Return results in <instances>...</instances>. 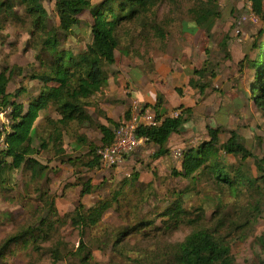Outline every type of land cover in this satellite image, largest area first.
Instances as JSON below:
<instances>
[{
	"label": "trees",
	"instance_id": "1",
	"mask_svg": "<svg viewBox=\"0 0 264 264\" xmlns=\"http://www.w3.org/2000/svg\"><path fill=\"white\" fill-rule=\"evenodd\" d=\"M165 1L174 3L176 0H55L58 25L49 28L43 0H0V24L15 16L17 7H23L32 19V35L39 32L44 36L37 56L40 70L29 76L39 85L37 94L24 87L14 93L8 92L14 72H8L7 69L0 72V109H11L10 130L4 132V146L0 148V189L8 188L13 183V175L20 171L29 174L30 182H35L40 170L43 182L47 184V166L35 156L49 147L61 163L74 161L66 155L65 138L69 134H75L74 128L85 127L92 122L89 109L95 108L97 100L105 95L109 84L107 67L117 62V51L121 44L120 31L125 25L144 19ZM193 1L195 6L189 11L192 23L182 21V27L191 23L195 30L204 29L208 33L219 16L218 4L215 0ZM251 2L255 13L264 20V0ZM85 12L90 14L89 22H83L80 18ZM155 37L162 45L167 44L162 28L157 27ZM252 49L257 55L253 60H248L255 82L249 100H253L262 109L264 117V32ZM205 72L206 69L201 68L195 70L194 74L202 80L206 77ZM200 80H191L189 84L198 86L197 83L202 82ZM201 84L200 91L203 93L207 86ZM23 95L27 97L22 100ZM161 103L159 99L151 106L160 123L155 127H141L137 132L138 136L145 137L149 143L158 146L155 159L169 153L168 143L185 126L188 119L184 118V113L190 111V108L180 105L177 110H182L181 116L172 118L162 110ZM145 108L150 107L146 105ZM99 112L107 123L97 124L101 133L100 142L102 147L110 146L116 129L131 118L132 110H127L118 122L109 118L102 110ZM43 114L45 116L42 121H46L45 128L49 130L47 138L39 136L41 125L38 121ZM221 132V128H209V140L184 148L181 169L174 168L172 174L213 182L222 191L228 192L230 198L245 199V205L237 207L220 198L211 200L212 206H208L207 201L199 206H187L195 195L188 194L191 192L189 190L174 191L172 199L165 200L163 208H155L148 215H139L127 225L108 231L107 247L111 246L116 253L124 256L123 244L130 237L170 235L184 226L191 228V233L184 241L158 254L153 264H236L232 242L230 243L233 235L246 236V230L254 226L264 212V157L256 159L258 175H255L246 163L244 165L248 158L253 157L245 145L246 140L234 130L230 132L228 140L219 145ZM38 137L42 140L40 149L35 147ZM77 141L79 145L88 144L84 136H78ZM88 146L94 156L84 165L90 170L101 168L98 148L91 143ZM228 156L238 158L241 162L229 163L226 161ZM138 179L139 174L131 175L130 180L122 182L110 197L98 201L90 208L79 202L70 216L71 226L80 230L81 235L79 247L70 254L76 260L75 264H100L95 260L92 248L84 241L86 230L100 225L112 210L118 213L131 204L125 186H129V189L134 187V195L143 204L146 203L144 194L147 188H151V183L137 187L135 183ZM105 183L103 181L98 186L102 187ZM94 188L95 184L89 179L83 183L80 196L91 194ZM39 197L54 214L47 191ZM233 207L241 213L237 219L230 215ZM210 211L212 213L209 216ZM59 223V219L42 218L37 225L12 235L0 249V264H6L3 262L8 253L12 256L17 250H41L42 245L53 240ZM258 242L264 251V238L260 237ZM13 246L18 247L16 251L11 250ZM51 252L54 254L51 264H58L60 252ZM262 263L264 264V258Z\"/></svg>",
	"mask_w": 264,
	"mask_h": 264
},
{
	"label": "rangeland",
	"instance_id": "2",
	"mask_svg": "<svg viewBox=\"0 0 264 264\" xmlns=\"http://www.w3.org/2000/svg\"><path fill=\"white\" fill-rule=\"evenodd\" d=\"M215 1L218 4L219 16L214 20V26L208 33L204 29L191 34L182 31V21L192 23L189 11L195 6L193 0H176L174 3L165 1L144 19L124 26L120 31L121 44L118 52L128 48L129 51L141 52L144 57L150 56L153 65L150 62L146 63L145 70L149 77L148 81L157 85L165 81L155 72L159 58L163 57L161 59L163 65H167L172 57L176 59L175 62L183 64L181 66L184 70L181 66L179 68L181 79L177 81V85L183 96L187 97L184 102L191 112L184 113L186 114L184 118L188 121L182 134L175 137L177 140L174 143L180 147L175 150V155L182 148L209 140V128H221L219 145L228 140L231 131L236 130L246 140L245 145L253 154L244 165L246 163L253 173L258 175L256 159L261 160L264 157V117L262 109L256 106L253 100H249L255 82L254 72L249 67L248 60H253L257 55L252 46L264 32V20L253 10L251 0ZM43 6L48 27H56L58 17L55 0H43ZM14 12L15 16L0 24V72L4 69L14 72L8 92L14 93L24 87L37 94L39 85L29 76L32 72L40 70L37 56L44 36L39 32L32 35V19L28 17L23 7H17ZM80 18L83 22H89L90 14L85 12ZM157 27L162 28L167 37L165 46L155 37ZM203 50L205 61H202ZM165 54L168 56L165 57ZM183 56L187 57L182 58ZM107 68L109 70L112 66ZM201 68L206 69V77L202 79V83L207 89L205 87V92L199 95L195 90L196 84L190 85L188 77ZM134 75L138 76V73ZM169 89L173 92L171 87ZM26 97L23 95L22 100ZM10 112V108L0 109V148L4 146V132L10 130ZM89 112L92 122L85 127L74 128L75 134H69L65 138L64 148L66 155L74 160L72 163H61L49 147L35 156L47 166L45 170L49 177L47 184L43 182L40 170L35 182H30L29 174L20 171L13 175V183L8 188L0 189V249L12 235L37 225L42 218L60 220L53 240L42 245L41 250H17L18 247L13 246L11 250L17 252L12 256L8 253L3 263L51 264L54 256L51 251L57 250L61 258L58 264H75L76 260L70 254L79 247L81 235L80 230L71 226L70 216L79 202L87 208L96 205L98 201L110 197L120 188L122 182L130 180V176L136 173L139 174V179L135 186L141 184L148 186L151 183V188L145 190L146 203L143 204L137 195H134V187L129 189V186H125L131 204L118 213L112 210L100 225L86 230L84 241L92 248L95 260L100 264H153L158 254L184 241L191 233V228L183 226L170 235L130 237L123 244L124 256L116 253L111 246L107 247L106 243L108 231L127 225L139 215H148L155 208H163L165 200L172 199L174 191L189 190L191 192L188 194L195 195L187 206H199L204 201H207L208 206H212L211 200L216 201L220 198L229 204H236L237 207L245 205V199L230 198L228 192L222 191L213 182L176 177L172 174L173 168L170 171L159 168L154 158L155 151L149 144L135 151L119 167L104 168L101 165V168L90 170L84 165L94 156L88 144L91 143L98 148L99 152L102 144L98 126L107 123L96 107H91ZM174 112L180 111L177 107L171 108L167 112L168 116ZM44 116L45 114L38 121L41 125L39 136L47 138L49 130L45 128L46 121H42ZM123 117L121 116V119ZM78 136H84L88 144L79 145ZM40 137L35 140L37 149H40L42 142ZM226 161L241 162L233 156L226 157ZM262 166L264 168V162ZM174 168L180 170L178 165ZM89 179L95 184V188L91 194L81 197L83 183ZM103 181L106 183L99 187ZM39 190L41 193L47 191L48 200L55 210L54 214L41 201ZM231 211L232 217L235 219L240 217V211L236 209ZM211 213L212 211L208 215ZM260 237L264 238V212L254 226L246 230V236L233 235L230 243L232 242V254L236 264H263L264 251L258 242Z\"/></svg>",
	"mask_w": 264,
	"mask_h": 264
},
{
	"label": "crops",
	"instance_id": "3",
	"mask_svg": "<svg viewBox=\"0 0 264 264\" xmlns=\"http://www.w3.org/2000/svg\"><path fill=\"white\" fill-rule=\"evenodd\" d=\"M182 31L187 34H191L196 33L199 30H195L193 25L189 23L188 26L182 27ZM118 51L116 64L108 70L109 84L105 90V95L99 98L95 105L99 111L102 110L105 114H108L107 116L109 118L116 121L117 119L120 120L121 116H125L127 110H132L130 104L134 101H138L141 105H147L151 108L152 105L156 104L158 100L161 99L162 110L165 112H168L171 108H175L180 105H184L185 108H188V106L185 105L187 97L183 96V93H181L178 88L179 86L177 85V81L181 79V74H179L181 70L179 68L183 65L181 62H175L176 59H173L172 57L167 65H163L161 63V59L163 57L159 58V62L156 63L157 66L155 65V72L159 76H162L165 81L157 85L152 81H148L149 77L147 76V71L145 70L146 63L150 62V64L153 65L150 56L144 57L141 52H133V50L129 51L127 48L124 50L122 49L121 52ZM203 54L202 58L204 60L202 59V61H205V50H203ZM164 56L167 57L168 55L165 54ZM185 57L187 56H183L182 58ZM181 68L184 70L183 66H181ZM135 73H138V76L134 75ZM188 78V83L191 80H200L199 76L193 73ZM201 83L202 82H198L197 84L199 87L197 86V89H195L196 92H199V95L203 94L207 89V87L206 89L204 88V92L201 93ZM170 87L173 92L169 89ZM125 88L129 89L126 90ZM189 106L192 107V105ZM178 111L182 112L181 110ZM189 112H191V110ZM184 128L185 126L178 134H182ZM176 136L177 134H174L168 143V148L170 150L169 153L164 154L159 159H156V165L166 171H170L171 168L174 169L177 165L181 169L180 162L182 163V159H176L174 156L175 150L180 148L174 143V141L177 140L175 138ZM148 144L152 146L151 149L153 151L156 152L158 150V146L154 143H146L143 146H147ZM182 150H184V148H182Z\"/></svg>",
	"mask_w": 264,
	"mask_h": 264
},
{
	"label": "built area",
	"instance_id": "4",
	"mask_svg": "<svg viewBox=\"0 0 264 264\" xmlns=\"http://www.w3.org/2000/svg\"><path fill=\"white\" fill-rule=\"evenodd\" d=\"M7 114V112H5ZM181 112H174L170 117L178 118ZM160 122L156 120L155 114L151 108H145L138 101L132 105L131 118L115 131L114 141L110 146L100 148L101 165L104 168L119 167L126 158L131 156L140 147L149 143L145 137L137 135L141 127H155ZM182 151L176 152V158H182Z\"/></svg>",
	"mask_w": 264,
	"mask_h": 264
}]
</instances>
